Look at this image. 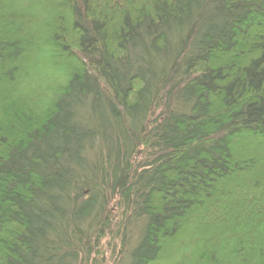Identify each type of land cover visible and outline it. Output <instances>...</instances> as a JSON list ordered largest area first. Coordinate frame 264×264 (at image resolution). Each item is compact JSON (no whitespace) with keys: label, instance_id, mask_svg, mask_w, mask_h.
Segmentation results:
<instances>
[{"label":"trees","instance_id":"obj_1","mask_svg":"<svg viewBox=\"0 0 264 264\" xmlns=\"http://www.w3.org/2000/svg\"><path fill=\"white\" fill-rule=\"evenodd\" d=\"M0 264H264V0H0Z\"/></svg>","mask_w":264,"mask_h":264}]
</instances>
